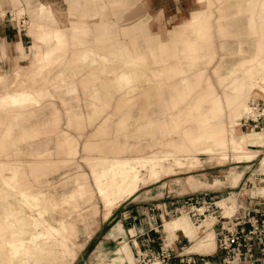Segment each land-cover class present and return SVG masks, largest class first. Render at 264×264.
I'll list each match as a JSON object with an SVG mask.
<instances>
[{"label":"bare ground","instance_id":"1","mask_svg":"<svg viewBox=\"0 0 264 264\" xmlns=\"http://www.w3.org/2000/svg\"><path fill=\"white\" fill-rule=\"evenodd\" d=\"M3 1L13 8L22 5L21 0ZM39 1L37 15L28 24V33L34 40L30 46L32 60H27L25 49L19 43V57L25 61L15 62L17 67L11 68L12 74H5L0 66V183L3 186H0V264H14V260L16 264H72L76 215L88 230L94 227L99 213L97 208L82 212L84 201L100 198L106 209L105 219L143 186L184 170L188 159H192L191 168L203 167L205 164L193 150L209 155L207 162H210L215 148L225 146L229 140L238 159H249L256 152L251 150L253 144L264 141L263 131L239 132L241 120L248 115L250 97H254L253 101L264 98V0H233L232 6L237 7L234 15L245 14L237 30L240 38L230 41L229 34L233 31L229 30V23L221 24L217 29V43L213 8L224 0H191L184 8L176 3L179 0H141L150 17L142 18L139 10L134 9L119 18V10L115 9L113 14L121 22L118 34L113 22L105 18L107 10L101 0H73L68 8L60 0ZM126 1L108 0L111 8L121 7ZM227 5L215 8L220 11L216 23L228 21V15L222 14ZM25 15L20 14L24 26L30 21ZM217 46L223 54L216 62L213 75L226 87L223 101L213 84L204 78L217 54ZM230 57L235 59L228 61ZM0 58L2 64L9 60L7 44L1 45ZM144 76H153L157 81L153 82L155 97L143 107L140 117L145 118L144 125L134 121L132 112L125 113L117 128L123 135L114 139V156L88 157L89 173L78 171L68 177L69 170L64 165L77 156L81 143L78 136L59 126L54 131H45L46 117L58 115L56 102L69 105L66 97L81 86L92 100L107 103L101 92L108 96L125 91L130 94ZM189 76H194L193 80ZM103 77H107V85ZM203 82L206 90L191 98ZM167 83L172 89L161 91L160 87L166 88ZM183 102L187 109L178 110L177 105ZM224 102L228 108L226 113ZM133 105L131 100L129 109ZM155 106L158 110L152 108ZM167 109L171 112L165 119ZM170 116H176L177 120H170ZM35 121L41 125L34 124ZM130 121L136 125L137 134L133 137L143 140L138 144H130L127 138ZM107 123L103 121L99 126L103 133L108 130ZM189 123L196 126L183 128ZM175 131L180 134L168 139L157 137L158 133ZM52 135L54 147L46 148ZM122 138L127 139L122 142ZM153 142L169 145L176 153L164 152L161 157L143 154ZM143 146L145 149H140ZM94 148L93 144H86V149ZM8 150L19 153L28 150L29 159L15 158ZM127 150L136 154L124 155ZM63 154L68 158L62 157ZM226 158L221 154L217 163H223ZM55 175L59 176L58 180L53 178ZM174 185L185 188L181 178ZM6 188L14 193L15 202L8 198ZM228 200V204L216 201L226 218L236 212ZM198 219L203 223L197 226L187 217H176L167 227L183 230L192 237L207 230L210 223L214 225L217 218L210 213ZM44 243H51L52 250L41 257ZM122 245L126 251L124 260L134 264L127 242ZM212 247L213 235L208 233L191 248L208 251ZM155 261L160 264L158 259L148 264H157Z\"/></svg>","mask_w":264,"mask_h":264},{"label":"rangeland","instance_id":"2","mask_svg":"<svg viewBox=\"0 0 264 264\" xmlns=\"http://www.w3.org/2000/svg\"><path fill=\"white\" fill-rule=\"evenodd\" d=\"M72 1L73 0H66V2L64 3L65 4L64 8H68L69 7V3L72 2ZM77 1L80 2V0H77ZM81 1L83 2V0H81ZM158 1H161V0H158ZM40 2L41 1H39V3ZM101 2H102V6L103 7L105 6L104 8L107 10L105 18L107 20H110L111 23L113 22L112 24L115 27V33L116 34H118V30L120 29L121 22L115 16V14H113L115 9L119 10L118 11L119 18L120 17H124L127 14H129V13H132L131 11L134 10V9H138L139 10V14H140V16L142 18L143 17H145V18L150 17L148 9L146 10L141 5V3H140L141 0H127L123 6L117 7V8H111L109 6L108 0H101ZM190 2H191V0H179V1H176V3H178V5H182L183 8L186 7L188 5V3H190ZM233 2H234L233 0H224V1H222L220 3V4H226V3L228 4L225 9L223 8V11H222L223 15H225V14L228 15L227 16V18H228L227 22L223 21V22H220V23H218V22L216 23V21H217L216 17L219 15L220 11H217L215 8L216 7L219 8L220 4H216V6L213 8L215 17H214L212 23H213V26H214L213 29H214V41H215V43H217L218 40H219L218 35H217L218 34L217 29H218V25H221V24L224 25L226 23H229V28L230 29L229 28L228 29L233 31V32H231L229 34V35H232L231 37L229 36V40L230 41H237L240 38L239 31L237 32V30H238V27L241 24V22L245 19V14L244 13H239V15L235 16L234 13L237 11V7L236 6H232ZM176 3H175V5H177ZM0 8H1L0 9V21H2V22L3 21H7V22L13 24V26H14V28H13L14 29V33L13 34L16 35L15 39L17 38L18 44L20 43V45H22L21 44V39L23 40L24 46L23 45L22 46L24 47L25 53L28 56L27 60L28 61L32 60L31 59L32 58V54H31L30 46L33 44L34 40L32 39V37L28 33V30H29L28 26L30 25V22L34 18H30V21H28V17L25 16L26 17L25 19H27L28 22H26V26H24V23H23L24 19L21 18L20 14L26 13V10H25V8L22 7V5L13 8V6L8 5V2L5 1L4 3L0 2ZM16 19H20L21 22H19V20H16ZM41 22H44V21H41ZM53 25L55 26V24H53ZM233 43H236V42H233ZM9 54H10L9 60L8 61L4 60L3 64L1 63L2 59L0 58V66H2V71L5 74H8V73L12 74V71H11L12 69L11 68L17 67V65L15 66V62L20 61L19 63H22V62L25 61L24 58H20L21 56H20V53H19L18 49H13L12 48V44L9 45ZM222 54H223V52L220 51V47L217 46V54L215 55L213 63H211L207 67L206 76L204 78H205V80H209L213 84L216 93L218 94V96L221 97V99L223 101L226 87L224 85H221L218 76H214L213 75V69H214V67L216 65V62L220 59ZM234 59L235 58L230 57V59L228 61L234 60ZM19 66H21V65H19ZM178 76H174V79L179 80ZM10 77L12 78L13 76H10ZM106 78L107 77H103V79H102V80H105V85L108 84ZM160 78L162 79V77H160ZM193 78H194V76H189L190 80H193ZM153 82H157L155 80V77H153V76H144V78L143 77L139 78V80L137 82V87H135L134 92H132L130 94H128L127 91H125V92H119V93H116V94H111V96H108L106 93L103 94L101 91L100 92L104 96V98L106 99L107 102H110L114 98H116L117 101L119 102V106L122 108L123 115L125 113H127V112H132L134 121L137 120V121H139L140 123H142L144 125L143 121L145 120V118H140V117H141V114L144 112L143 107L146 104H148L150 101H152L153 98L155 97L156 93H155V89H154V86H153L154 85ZM206 88H207L206 83L205 82L201 83L198 86V89L196 91L192 92L191 98H194L195 95L198 94V93L204 92L206 90ZM171 89L172 88L168 85V83H167L166 88L163 89L162 87H160L161 91L162 90L168 91V90H171ZM227 90L231 91V89H227ZM256 91L259 94L261 93L259 91L258 87H256ZM66 98H68V96ZM250 98H251L250 102L254 100L253 99L254 97H250ZM258 98H261V97H258ZM68 99H69L68 102L70 103L71 102L70 97ZM262 99H264V98H262ZM131 100L133 101L134 105H133V107L131 109H129ZM58 105H59V109L63 110L62 105L60 103H58ZM206 107H207V104H205L204 108H206ZM152 108L158 110L156 106L152 107ZM177 109L178 110H183V109L186 110L187 109L186 102L179 103L177 105ZM224 109H225V113L228 112V108H227V105H226L225 102H224ZM169 112H171V110L167 109V112L165 114V119H168ZM169 119L173 120V121L177 120L176 116H170ZM110 120H111V117L109 116L108 118H106V120H104V122L105 121L109 122ZM74 121H76V120L74 119ZM72 125L73 124L70 122L68 127L72 128ZM187 126H189V127H193L194 126L195 127L196 125L189 123V124L183 125V128H185ZM251 129H254V128H252V127H244V128H242V126H241L239 132H240V134H247ZM254 130H256V129H254ZM257 131H261V130H257ZM70 132H71V130H70ZM116 132H117V137H120L121 135H123V133L119 134L118 131H116ZM178 134H180V133H177L176 131L173 134L158 133L157 137L168 139L169 137L176 136ZM227 139H228V137H227ZM228 141H227V144L225 146H222V147L218 146L217 148H215L216 152L213 155V160H211L210 162H207L208 161L207 158H209V155H207V154H199L198 152L193 150V154L196 155L197 157H199V159H201V161L205 164L203 167L191 168L192 166H191L190 162L192 161V159H188L185 162V165H184L185 169L184 170L177 171V172H175V174L163 176L160 180H158L156 182H151V183L145 185L146 187L141 188L140 193H143L145 195H143L142 197L139 198V200L138 199L137 200L138 201H145V200L146 201H150L151 200L150 202H156L157 201V202H161V203L162 202H166V201H172V202L173 201H182L181 204H178L180 206L188 198L195 197V196H198V195H201V194H205V193L210 194L213 197L218 195V193L221 194L222 192H224L225 194L227 192H241V194H242L244 192L245 188H250L251 187V182H250L251 178L255 181V183L257 185H262L261 181H262L263 177L261 175V172L259 171L260 170L259 169V164H258V160L259 159H257V160H254V159H256V156L259 153H263L262 156L264 157V141L262 143H258V141H257V143L253 144V147L251 148V150L256 151V152L253 153L252 157L249 158V159H238L237 158L238 157L237 151L232 148V146L230 145V143ZM157 148H159L160 150L157 151ZM162 149H164V150H162ZM86 150H88V149H86ZM88 151H90V150H88ZM9 152H12V150H8L7 151V153H9ZM164 152L165 153H173V152H175V150L169 145H165V144L163 145V144H159V143L157 144V143L153 142V143H151L150 148L148 150H146L145 152H142V153L143 154L146 153L148 155H156L158 157H161L163 154H165ZM12 153H13L12 156H14L15 158H18V159H29V155H28L29 151L28 150L21 151L20 153L17 152V151H14ZM121 154H122V152L120 153V155ZM221 154H225L227 158H226V160L223 163H217V162H219L218 158H220ZM57 156L59 157V155H57ZM262 156H260L262 158L260 160L261 164H263V159H264ZM62 157L68 158V155L67 154H63ZM87 158L88 157H80V152H79L77 154V156H75L72 159V162L64 165V169L66 168L67 170H69V176L68 177L73 176L72 174H70L71 171H74V170H76L75 172L82 171L83 170V166H82L83 164H86V166L89 167ZM79 165H80V168L77 167ZM263 168H264V166H263ZM238 169H241V170L237 171ZM243 170H247L246 173L244 174L243 180L239 184V187H237L236 189H233L229 185L230 184V180H232V182H233L231 184H235L239 180V178L242 176V174H243L242 171ZM50 174H51V172L47 173L46 175H50ZM205 176H207L206 179L202 180V182H201L200 179L201 178H205ZM53 178L58 180L59 176L55 175V176H53ZM179 178H182V179L186 178L187 180H189L190 178L193 179L192 182L196 181V187L197 188L202 183L203 184L206 183L208 185L209 184L213 185V184H216L217 182H219V184H217L215 186H222V185L223 186L222 187H218V188L215 187V188H212V189L211 188H205V189H201V190H198V191H195L193 189L179 191V189L174 185V182L177 179H179ZM67 180L70 181L71 179L67 178ZM159 182H167L166 183L167 187L162 192V194H158V192L155 191L156 187L158 186L157 183H159ZM184 182H185V180H184ZM226 182L228 184H225ZM197 183H198V185H197ZM185 185H186V183H185ZM0 186L3 187L1 185V183H0ZM170 188H172V189H170ZM6 189L9 192V197L8 198L10 200L12 199V201L15 202L17 200V198H15L14 193L9 188H6ZM151 190L153 192L152 193H148ZM91 194L94 196L93 192ZM225 194H224V197L222 199L221 198H217L216 200L212 199V201L213 202H216V201L217 202H225L226 204H228L227 203L228 199L224 201V198H227V197L231 196L230 197L231 200H233L232 198H235V201L234 200L231 201L229 199L228 200L229 204L233 205L234 210L237 213L240 214L241 210L246 207V205L244 204V199H242L241 196L239 197V195H237V194H235V195L234 194H230V195L226 194L225 195ZM245 197H243V198H245ZM251 198L258 199L257 201L264 199V198H259L258 196L251 197ZM208 200H210V199H208ZM125 202H123L122 204H124ZM83 204H84L85 208H84V211H82V212L87 213V212H89V210L91 211V210H93V208H97L99 210V213L95 217L94 227H91V229L89 228L88 230L85 228V223L82 222V220H80V217H78L76 215V218H75V220H77L76 224L77 225L79 224V227L81 226L82 230L84 228V230H86V232H85L86 238H88V240H89V238L91 237V239L84 246V248L80 251V253L78 255V258H77V260L75 261L74 264H92L93 260H94L93 252H94L95 247L97 246V244L100 243V242H102L105 245L111 247L112 250L115 249L117 246H119L120 242H121L120 240H117V239H114V238H108L107 235H108L109 232H111V229L114 227V225L117 223V221L120 220V218H118V217L116 218L115 215L117 213L121 212L122 204L113 211L111 217L108 220H103L102 219L104 213L106 212V209L104 208L103 203H102L100 198H96V197L90 198L89 202L85 203V201H84ZM236 205H237V208H236ZM240 206H241V209L238 210V207H240ZM224 208L227 209L228 207H224ZM214 211H217V214H213V216H217L219 214V211L216 210V209ZM54 216L55 217H60V215L58 213H54ZM89 216L92 217L91 213H89ZM176 217H187V216H186V213H184L182 215L169 214V215L166 216V218L170 219V220H172V219H174ZM98 218H99V220H98ZM197 219H196V221L193 220L194 223H195L194 225H197V226L201 225L203 222H198L197 223ZM75 220H72V221H75ZM170 220H168L166 222V224ZM86 221H88V220H86ZM162 229H163V223L159 227L160 235L162 234V237L165 239V243L167 245H172L174 248H176L175 243H171L169 241V239L167 238L166 234L162 231ZM214 229L215 228H213V223H210L209 228L207 230L202 231L200 235H193L194 236L192 238L193 239V243H191V241H190L187 244V246L184 248L185 252H186L187 247H190V246L192 247L197 241L203 239L208 233H211L213 235V247H212V249H210L208 251H205V250H193V248L190 247L191 250L188 249L187 252H195V253H200V254H212L215 251V249H216V232H215ZM182 237H183L182 235H179L177 240L182 238ZM84 239H85V237L81 238V240H84ZM131 246H132V244H131ZM58 248H59V246H58ZM74 252H75V255H74V257H75L78 254V248H77V250H76V248H74ZM137 253L139 255H141L142 253H145V252H141L140 249H137L136 253L134 251V256H135L134 257V261H135L134 264H143L142 263V257L141 256L138 257ZM113 263L114 264H125L123 259H120V260L116 259V260L113 261ZM154 263L158 264L157 261H155Z\"/></svg>","mask_w":264,"mask_h":264},{"label":"crops","instance_id":"3","mask_svg":"<svg viewBox=\"0 0 264 264\" xmlns=\"http://www.w3.org/2000/svg\"><path fill=\"white\" fill-rule=\"evenodd\" d=\"M21 1H22V6L26 10L25 16L28 17V20L30 18H35V16L37 15L36 9L39 5V0H21ZM60 1L63 4L66 2V0H60ZM0 2L4 3L3 0H0ZM13 28H14L13 24L7 21H3V22L0 21V47L3 43L5 45L7 44L8 51H9L10 44H12L13 49H17V45H18V40L17 38L15 39L16 35L13 34L14 33ZM21 44L24 46L22 39H21ZM69 97L71 100L69 105L61 101L56 102L55 109L58 111V115L54 114L53 116H51L49 114L46 117L45 131H49V130L54 131V129H57L58 126L61 129L71 130V132H73L80 139V143H81L80 157L112 158L114 156V151H113L114 141L113 140L116 139L117 127L119 126L120 123H122V120H123V111H122V108L119 106V102L117 101V99L114 98L112 101L107 102V103L96 101L94 99L92 100L89 96H87L86 92H84L81 86H79L78 91H76V93H73V94L71 93L70 95H68V98ZM58 103L62 105L63 110L59 109ZM74 116L77 117L76 121H74V119L72 118ZM109 116L111 117V120L107 123L108 130L106 133H103L102 131H100L99 126ZM70 122L73 124L72 128L68 127ZM34 124L41 125V122L35 121ZM127 124L129 125V128L127 130V138L130 139L129 140L130 144H134V143L138 144L142 142L143 140H138V139H135V137H133V135L137 134L135 123L133 124L130 121ZM127 138H122L121 141L123 142ZM87 143L93 144L95 148L90 151L86 150ZM54 144H55V137H53L52 135V138L50 137V139L46 143V148H53ZM110 146L112 147V149ZM140 149H145V148L143 146V147H140ZM159 150L160 149L157 148V151ZM103 151L106 153V155H104L105 153ZM108 152H110L111 156L109 155ZM135 154L136 153H133L127 150V152L124 155L130 156V155H135ZM262 155L263 153H259L257 154L256 159H254V160L259 159L258 160L259 169H260L259 171L261 172V175L263 177L261 181L262 185H257L255 181L251 178V181H250L251 187L245 188L242 194L241 192H227L226 193L229 195L237 194L239 195V197L241 196L242 199H244V204L246 205V207L241 210L240 212L241 216L243 215V212L253 211L255 208H257V206L261 208L264 206V199L257 201L258 199L251 198V197H256V196H258L259 198H264V168H263V164H261V161H260L262 159L260 156ZM82 166H83L82 172L84 171L86 173H89L90 168L86 166V164H83ZM239 170L241 169H238L237 171ZM61 171L63 172L65 170L61 169ZM75 171L76 170L71 171L70 174L75 173ZM246 171L247 170L242 171L243 173L242 176L239 178V180L235 184H231L233 182L232 180H230L229 185L233 189H236L237 187H239V184L243 180V177ZM206 177L207 176H205V178H201L200 181L202 182V180H205ZM182 180L183 181L185 180L186 185L184 189H179V191L191 190V189L198 191V190L205 189V188L212 189L215 187L218 188V187L223 186V185L215 186L219 184V182L213 185L202 183L197 188L196 181L192 182L193 179L190 178L189 180H187L186 178H184ZM166 183L167 182L157 183L158 186L156 187L155 191H157L158 194H162V192L167 187L165 186ZM225 184H228V183L226 182ZM143 187H146V186H143ZM140 190L134 196L125 200L126 202L124 201L125 203L122 204L121 206V212L115 215L116 218L118 217L120 218V220L117 221V223L111 229V232H109L107 235L108 238H114V239L120 240L121 241L120 245L112 250L111 247L105 245L104 243L102 242L98 243L93 252L94 260L92 264H107L108 262H113L114 260L120 259V258L124 260V257L126 256V251L122 250V247H123L122 243L124 242H127V247L129 251L128 253L132 257H135L134 251L136 253L137 249H140L141 252H146V253L155 255L159 251L161 242L164 241L165 243V239L162 237V234L160 235V231H159V227L162 225V223H163L162 231L166 234L167 238L169 239L171 243H175L176 248H174L171 245V247L175 251H179L181 248H185L190 241L191 243H193L192 238L194 236L190 238L187 234L184 233L183 230H180V229L170 230L169 228H167L166 222L170 219H167L166 216L171 214L174 208L176 206H179L178 204H181L182 201H173V202L166 201L162 203L157 202V201L150 202L151 200L150 201H146V200L138 201L140 197L145 195L143 193H140ZM152 190L148 193H152L153 192ZM224 194H225L224 192H222L221 194L218 193V195L213 197L210 194L205 193V194H201L195 197L198 200L202 198L216 200L217 198L222 199L224 197ZM230 197H227L224 199L231 200ZM232 199L235 201V198H232ZM236 208H237V205H236ZM111 215L105 219L102 217V219L108 220L111 217ZM186 216L192 221L193 224H195L190 216L188 215ZM198 222H202L201 219H197V223ZM218 229H219L218 226L215 227L214 229L215 232H218ZM179 235H182L183 237L177 240ZM83 237H85V239L81 240V238ZM90 239L91 237L89 238V240ZM89 240L88 238H86L84 228L82 230L81 226L79 227V224H78L77 225V237L75 239V248L76 250L78 248V254L72 259V264L75 263L80 251L89 242ZM41 247L44 248V252L41 253V257L49 255V251L52 250L51 243L41 244ZM190 247H187L186 253H195V252H187V250L190 249ZM13 263L16 264L15 260ZM124 263L129 264L127 260L126 261L124 260ZM173 263L177 264L178 260H174Z\"/></svg>","mask_w":264,"mask_h":264},{"label":"built area","instance_id":"4","mask_svg":"<svg viewBox=\"0 0 264 264\" xmlns=\"http://www.w3.org/2000/svg\"><path fill=\"white\" fill-rule=\"evenodd\" d=\"M240 125L242 128L252 127L264 132V99L250 102L247 118L242 119ZM183 209L195 221L205 214H217L215 209L219 211L213 225V228L219 227L215 251L212 254L186 253L184 248L175 251L171 245L162 241L155 255L137 253L138 257H142L143 264L156 259L160 264H174V260H178L177 264H264V206L243 212L242 216L235 212L226 218L216 202L191 197L176 206L171 214L181 215Z\"/></svg>","mask_w":264,"mask_h":264}]
</instances>
